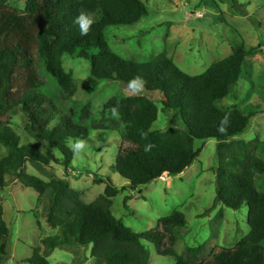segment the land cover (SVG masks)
I'll list each match as a JSON object with an SVG mask.
<instances>
[{"label": "trees", "instance_id": "16d2710c", "mask_svg": "<svg viewBox=\"0 0 264 264\" xmlns=\"http://www.w3.org/2000/svg\"><path fill=\"white\" fill-rule=\"evenodd\" d=\"M81 12L94 18L87 36H81L73 23ZM148 14L142 0H26L22 11L0 0V145L9 149L0 160V189L9 175L17 177L23 187L34 189L44 199L46 221L59 230L57 236L43 239L42 247L34 248L26 264H50L47 257L65 246H92L98 264H150L146 243L155 245L158 255L174 257L176 264H264V144L260 155L243 140L230 141L245 133L260 112L252 106L244 110L218 106L235 93L246 59L261 47L237 45L230 56L196 76L183 72L166 53L145 63L116 54L107 42L106 30L133 26ZM65 56L89 62L94 80L128 87L131 80L141 77L144 87L138 95L109 99L100 117L94 116L91 104L69 114L63 106L73 100L77 83L64 69ZM43 71L59 94L42 78ZM158 103L163 113H179L181 123L153 131L160 114ZM16 108L27 117L29 136L47 145L46 153L33 143H22L9 118ZM221 121H227L224 131H219ZM110 130L121 136L114 169L133 191L163 176L186 172L202 153L197 141L220 142L212 209L224 205L237 211L247 206L249 235L232 249L215 248L206 259L204 246L180 256L174 245L177 230L187 226L182 212L175 211L159 219L156 228L137 234L112 212L113 199L120 191L112 181L97 200L86 203L66 181L46 182L24 173L26 164L32 163L59 165L69 174L75 158L69 144L87 141L91 132ZM141 132L148 134L147 140ZM147 143L155 145L149 153L143 150ZM129 200L125 199V205ZM9 235L0 205V264L8 256Z\"/></svg>", "mask_w": 264, "mask_h": 264}, {"label": "rangeland", "instance_id": "374dc122", "mask_svg": "<svg viewBox=\"0 0 264 264\" xmlns=\"http://www.w3.org/2000/svg\"><path fill=\"white\" fill-rule=\"evenodd\" d=\"M25 1L8 0V3L22 11ZM142 1L149 11L147 17L133 26L106 30L111 49L125 59L145 63L166 53L183 72L196 76L230 56L237 45H244L246 49L261 47L246 59L235 93L218 104L224 110L257 108L260 113L248 130L230 141L243 140L261 155L259 147L264 144V0ZM64 69L74 75L77 83L73 100L66 106L61 104L69 114L91 104L94 116L100 117L109 99L139 94L121 82L94 80L90 63L84 59L65 56ZM42 78L50 83L53 92L59 94L55 82L44 71ZM157 105L160 114L153 131H166L181 123L179 113H163V105ZM9 118L22 143H33L46 153L47 145L36 142L27 133V117L21 108L12 110ZM85 142L86 149L75 155L69 174L59 165L32 163L26 164L24 173L46 182L52 179L66 181L82 194L86 203L97 200L112 181L120 190L113 199L112 212L137 234L156 228L159 219L175 211L182 212L187 226L177 230L174 245L180 256L192 248L204 246L202 257L206 259L215 248L232 249L249 235L247 206L237 211L224 205L212 209L219 164L220 142L217 140L197 141L196 146L202 153L182 175L168 177L167 181L158 179L135 191L114 169L121 147V136L117 131L91 132ZM8 153L9 149L0 145V160ZM127 197L130 200L125 205ZM44 204V199L34 189L23 187L15 176L7 177L6 185L0 189V205L10 230L8 256L3 264H26L24 262L32 257L34 248L42 247L43 239L59 234L58 229L47 223ZM146 247L150 252V264H176L174 257L158 255L155 245L146 243ZM47 259L50 264H98L92 257V246L59 247Z\"/></svg>", "mask_w": 264, "mask_h": 264}, {"label": "clouds", "instance_id": "9594fccd", "mask_svg": "<svg viewBox=\"0 0 264 264\" xmlns=\"http://www.w3.org/2000/svg\"><path fill=\"white\" fill-rule=\"evenodd\" d=\"M75 25L79 26V34L81 36H87L90 30V27L94 23V18L92 14L81 12L78 17H76L73 21ZM145 84V81L141 77H136L133 80L129 82L128 87L133 90L134 92H139L143 89ZM227 123V121H221V127L219 128V131H224V125ZM141 138L144 140H147L148 134L146 132L140 133ZM35 143V142H34ZM69 147L71 148L74 155H80L83 151L86 149V142L82 139H77L74 143H70ZM155 147L152 143H147L144 145V152L149 153L152 151V149Z\"/></svg>", "mask_w": 264, "mask_h": 264}, {"label": "built area", "instance_id": "2783aa9c", "mask_svg": "<svg viewBox=\"0 0 264 264\" xmlns=\"http://www.w3.org/2000/svg\"><path fill=\"white\" fill-rule=\"evenodd\" d=\"M160 179H161L162 181H167V177H164V176L161 177Z\"/></svg>", "mask_w": 264, "mask_h": 264}]
</instances>
